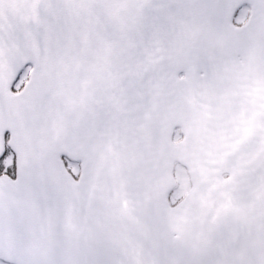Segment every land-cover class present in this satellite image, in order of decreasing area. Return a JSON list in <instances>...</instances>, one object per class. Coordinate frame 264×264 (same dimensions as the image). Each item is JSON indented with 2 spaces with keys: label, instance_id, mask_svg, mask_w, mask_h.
Here are the masks:
<instances>
[{
  "label": "snow or ice",
  "instance_id": "obj_1",
  "mask_svg": "<svg viewBox=\"0 0 264 264\" xmlns=\"http://www.w3.org/2000/svg\"><path fill=\"white\" fill-rule=\"evenodd\" d=\"M0 264H264V0H0Z\"/></svg>",
  "mask_w": 264,
  "mask_h": 264
}]
</instances>
